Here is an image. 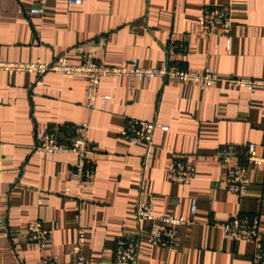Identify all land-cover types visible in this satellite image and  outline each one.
Instances as JSON below:
<instances>
[{"label": "crops", "instance_id": "crops-1", "mask_svg": "<svg viewBox=\"0 0 264 264\" xmlns=\"http://www.w3.org/2000/svg\"><path fill=\"white\" fill-rule=\"evenodd\" d=\"M35 4L0 0V60L50 62L63 54L80 63L86 52L110 64L138 59L154 67L174 34L187 47L183 68L209 66L222 77L264 80V0H49L45 13L32 14ZM206 5L231 7L227 35H199L196 19ZM99 92L110 96L106 107L89 109L82 75L0 69V264H37L43 253L72 260L81 228L86 260L117 264L116 240L138 232L142 191L152 195L157 214L192 222L177 226L178 242L170 249L151 245L143 234L137 263L122 264H252L253 243L225 238L222 225L238 214L257 215L264 235V166L249 165L250 182L238 197L224 177L227 166L244 163L246 154L225 162L217 152L255 143L264 156V86L251 91L219 81L202 89L192 81L109 76ZM133 117L169 128L156 129L150 146L132 143L120 132ZM82 121L90 123L96 175L80 198L70 182L76 154L36 144L38 132L50 125ZM174 156L196 165L192 182L171 180ZM35 219L53 231L43 253L26 233Z\"/></svg>", "mask_w": 264, "mask_h": 264}, {"label": "built area", "instance_id": "built-area-1", "mask_svg": "<svg viewBox=\"0 0 264 264\" xmlns=\"http://www.w3.org/2000/svg\"><path fill=\"white\" fill-rule=\"evenodd\" d=\"M49 0H36V4L30 9V13L43 14ZM69 4H79L82 0H66ZM200 36L210 38L213 35H227L232 27V9L227 5H206L196 19ZM186 44L178 41L174 34L166 44V56L159 66L149 67L141 65L138 59L125 64H110L95 58L90 53H83L80 63H72L63 54L56 56L52 61L41 59L25 62H13L0 60L1 70L29 71L38 75L47 72H57L66 77L82 75L87 81L86 107L89 109H104L109 95L99 92L101 80L109 76H123L131 82L137 80H151L159 77L163 79H175L179 81H192L198 83L202 89L211 85L226 81L230 85L244 86L254 91L264 86V80L248 77H222L219 73L207 66L202 70L183 68L180 63L181 55L186 53ZM168 129V125L154 120L131 118L127 121L121 135L132 143L144 142L149 146L154 141L156 129ZM90 123L88 121L75 123H56L39 131L36 148L50 153L72 152L77 160L70 171V182L76 191V196L81 198L88 183L96 175L95 164L90 157L91 144L89 137ZM1 145V143H0ZM235 153H245L246 161L238 165L227 166L224 181L229 191L238 197H244L247 185L250 182L249 165L264 166V156L257 153V145L248 143L245 149H236L229 144L218 150L217 155L228 162ZM171 180L181 183H190L196 178V165L181 156H174L168 165ZM145 196L138 203L137 222L138 232L134 235H121L115 243L114 262L137 263L142 250V235H146V241L151 245L170 249L177 244V226L192 222V218L176 217L170 214H157L154 208L151 194ZM192 214L197 211V200H192ZM145 220L152 221V225L144 227ZM223 235L234 241H249L253 243L252 264H264V235L260 231V219L257 215L233 216L222 225ZM28 239L35 243L42 253L53 239V231L45 227L39 219L31 221L27 229ZM86 233L79 229L77 241L70 253L73 259L60 260L57 255L42 254L37 264H98L90 263L84 255Z\"/></svg>", "mask_w": 264, "mask_h": 264}]
</instances>
